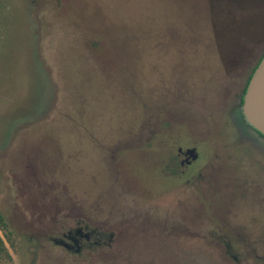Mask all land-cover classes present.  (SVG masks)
I'll use <instances>...</instances> for the list:
<instances>
[{
  "label": "rangeland",
  "instance_id": "374dc122",
  "mask_svg": "<svg viewBox=\"0 0 264 264\" xmlns=\"http://www.w3.org/2000/svg\"><path fill=\"white\" fill-rule=\"evenodd\" d=\"M263 54L264 0H0V264H264Z\"/></svg>",
  "mask_w": 264,
  "mask_h": 264
},
{
  "label": "water",
  "instance_id": "95a60500",
  "mask_svg": "<svg viewBox=\"0 0 264 264\" xmlns=\"http://www.w3.org/2000/svg\"><path fill=\"white\" fill-rule=\"evenodd\" d=\"M242 109L247 122L264 136V57L250 79Z\"/></svg>",
  "mask_w": 264,
  "mask_h": 264
},
{
  "label": "flooded vegetation",
  "instance_id": "af4514ba",
  "mask_svg": "<svg viewBox=\"0 0 264 264\" xmlns=\"http://www.w3.org/2000/svg\"><path fill=\"white\" fill-rule=\"evenodd\" d=\"M254 71L255 70H252V73L250 74L251 77H252ZM250 76H249L248 80L246 81V84L243 88L242 93L239 96L240 99H239L238 107H237V109L233 110V112H235V116H237L239 118L238 120L243 124V127H246L247 129H249L250 132L254 133L258 138L264 140V136L262 134H260L258 131H256L247 122V120L243 114V109H242L243 99H244L246 89H247L248 84H249L250 79H251ZM245 132H246V130H245ZM178 152H179V156L184 157V159L181 160V162H180L182 166H184L185 164H191L193 161L197 160V158H198V153H197L196 148L186 149L185 151H183L182 148H179ZM263 156H264V154H263ZM91 236H92V233L85 232L82 228H78L74 232H70L69 234H67L65 236L67 241H65V240H56V241L58 244H60L61 246H63L67 250L74 252V251H80L82 246H83L82 245L83 243H85V242L90 243L91 242Z\"/></svg>",
  "mask_w": 264,
  "mask_h": 264
},
{
  "label": "trees",
  "instance_id": "16d2710c",
  "mask_svg": "<svg viewBox=\"0 0 264 264\" xmlns=\"http://www.w3.org/2000/svg\"><path fill=\"white\" fill-rule=\"evenodd\" d=\"M263 57H264V54L261 56L259 62L262 60ZM259 62H258V64H259ZM257 65H256V67H257ZM255 68L253 70H255ZM250 78H251V76H250ZM0 226L2 229L7 228V225H6L4 219L1 215H0ZM3 255H6L7 257H9V254L7 252V248H6L5 243H4V240L0 237V256H3Z\"/></svg>",
  "mask_w": 264,
  "mask_h": 264
}]
</instances>
